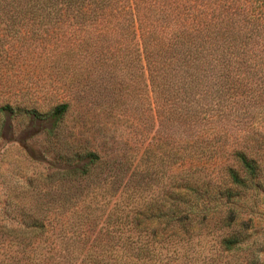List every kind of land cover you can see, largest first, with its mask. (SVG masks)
<instances>
[{
    "label": "rangeland",
    "instance_id": "obj_1",
    "mask_svg": "<svg viewBox=\"0 0 264 264\" xmlns=\"http://www.w3.org/2000/svg\"><path fill=\"white\" fill-rule=\"evenodd\" d=\"M25 2L0 0V264H79L107 238L113 264H264V16L242 15L220 80L203 63L172 96L129 14Z\"/></svg>",
    "mask_w": 264,
    "mask_h": 264
},
{
    "label": "trees",
    "instance_id": "obj_2",
    "mask_svg": "<svg viewBox=\"0 0 264 264\" xmlns=\"http://www.w3.org/2000/svg\"><path fill=\"white\" fill-rule=\"evenodd\" d=\"M25 5L26 11L39 15L129 14L134 30H138L141 38L149 86L155 94L166 91L167 95L172 96L179 93L191 94L192 84L199 76L198 67L203 63L212 70L208 74L211 81L220 80L226 60L225 43L229 34L234 40L241 26L243 28L247 22H255L254 19L264 16V0H27ZM242 15L247 16V22L242 20ZM250 25L254 26L256 23ZM67 107V104L56 106L52 117L60 118ZM91 157L92 161L96 158ZM237 157L246 169L255 170L252 161L243 155L238 154ZM82 170L87 172L85 168H81ZM230 176L233 182L239 183L238 174L233 170H230ZM85 219L89 225L95 226L94 219ZM172 220L175 222V218ZM164 223L174 224L170 220ZM173 227L170 228V237L175 236ZM150 231L154 234L156 230ZM107 240L97 243V250L101 253L104 251L105 254H83L79 264H113L114 259L127 257V254L108 252L110 248H115V244L109 238ZM233 243L232 239H227L223 245L230 248ZM135 252L143 254L142 247L138 246ZM75 255L49 254L42 261L43 264H69L70 256ZM10 263L23 264L20 259H14Z\"/></svg>",
    "mask_w": 264,
    "mask_h": 264
}]
</instances>
